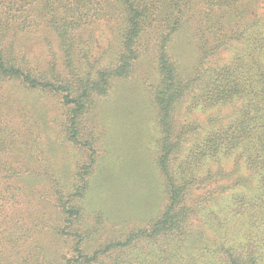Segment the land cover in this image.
Masks as SVG:
<instances>
[{
    "label": "trees",
    "instance_id": "trees-1",
    "mask_svg": "<svg viewBox=\"0 0 264 264\" xmlns=\"http://www.w3.org/2000/svg\"><path fill=\"white\" fill-rule=\"evenodd\" d=\"M109 17L111 37L94 52L92 34ZM36 35L53 53L46 69L23 47ZM145 36L156 59V162L168 201L147 226L100 240L86 206L96 161L70 184L38 170L29 153L36 122L22 109L57 99L60 135L88 146V115L115 79L130 76ZM183 36L188 56L179 49ZM229 160L233 170L225 169ZM244 171L248 178L237 175ZM51 183L56 217L36 219L29 235L15 200L49 193ZM42 234L53 244L75 241L74 255L60 262L39 243L43 251L25 263L22 249ZM13 262L264 264V0H0V263Z\"/></svg>",
    "mask_w": 264,
    "mask_h": 264
},
{
    "label": "rangeland",
    "instance_id": "rangeland-1",
    "mask_svg": "<svg viewBox=\"0 0 264 264\" xmlns=\"http://www.w3.org/2000/svg\"><path fill=\"white\" fill-rule=\"evenodd\" d=\"M107 20V24L105 23L92 34L96 39L94 52H103L111 37L109 27L114 26V19L109 17ZM36 36L24 39L23 47L34 65L46 69L54 58L53 53L42 36ZM186 38V36L180 38L179 49L188 56V48L185 45L187 43L188 46L189 39ZM150 39V36H145L141 40L139 46L141 57L135 63L130 76L115 79L108 96L98 99L96 107L88 115L84 135V139L88 140V146H75L66 142L60 135L59 125L63 120V110H60L57 99L51 98L47 102L40 98L35 106L36 110L34 106H26V109H22L24 104L21 106L15 104L16 108L22 109L26 122L29 124L36 122L37 129L36 126L33 127L34 130L36 129L34 131L36 135L30 143L29 153L33 156L34 166L38 170H47V168L54 170L62 175L64 183L70 184L79 182L75 175L78 170L91 164L92 159L96 161L93 164L94 185L86 206L89 225L98 229L97 239L106 240L115 234L119 236L134 228L147 226L150 219L156 216L157 212L162 211L168 201L156 162L158 130L152 107L156 84V59L150 47ZM53 49L55 50L56 47ZM14 100L15 98L12 99ZM42 105L44 108L42 110L46 114L44 117L40 112ZM227 112L229 110L226 109L224 113ZM207 115L199 114L198 117L204 121ZM232 164L233 162L229 160L225 169L233 170ZM217 168L218 165L213 166V170ZM242 173L237 175L248 178V172ZM234 178L236 177L233 175L231 179ZM221 184L225 186L228 182L225 180ZM208 188L214 186L210 185ZM56 189V184L51 183L49 193L36 191L32 198L15 200L16 216L21 221L24 219L21 225L23 227L25 225V231L26 227L32 228L34 222L36 226L39 224L36 219L41 217L44 219L45 215L52 219L56 217L55 205L58 197ZM249 190L247 186L239 189L238 192L247 194ZM45 202L46 208H42L40 203ZM99 216L103 217L101 223L97 220ZM54 240L53 244L49 237L42 234L36 236L35 241H27L28 246L22 249L23 261L26 263L32 252L35 255L34 252L43 250L53 251L55 259L60 262H63L65 257L74 255L72 248L75 241ZM39 243L43 245V250L37 249Z\"/></svg>",
    "mask_w": 264,
    "mask_h": 264
}]
</instances>
